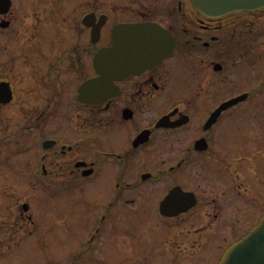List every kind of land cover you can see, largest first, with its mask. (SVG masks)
<instances>
[{"label": "flooded vegetation", "instance_id": "1", "mask_svg": "<svg viewBox=\"0 0 264 264\" xmlns=\"http://www.w3.org/2000/svg\"><path fill=\"white\" fill-rule=\"evenodd\" d=\"M215 3L0 0V259L38 193L96 192L63 264H225L264 222V0Z\"/></svg>", "mask_w": 264, "mask_h": 264}, {"label": "rangeland", "instance_id": "2", "mask_svg": "<svg viewBox=\"0 0 264 264\" xmlns=\"http://www.w3.org/2000/svg\"><path fill=\"white\" fill-rule=\"evenodd\" d=\"M17 195L25 196L26 191L16 190L10 201ZM28 197H31L33 231L24 235L12 253L1 257L0 264H63L67 255L76 253L86 236L84 225L97 211L96 192L85 197L71 189Z\"/></svg>", "mask_w": 264, "mask_h": 264}, {"label": "water", "instance_id": "3", "mask_svg": "<svg viewBox=\"0 0 264 264\" xmlns=\"http://www.w3.org/2000/svg\"><path fill=\"white\" fill-rule=\"evenodd\" d=\"M228 5L239 8L240 0H229ZM225 264H264V223L235 246Z\"/></svg>", "mask_w": 264, "mask_h": 264}]
</instances>
